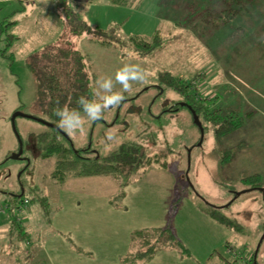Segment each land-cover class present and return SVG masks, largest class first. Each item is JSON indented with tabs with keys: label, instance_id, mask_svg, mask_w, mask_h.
I'll list each match as a JSON object with an SVG mask.
<instances>
[{
	"label": "rangeland",
	"instance_id": "obj_1",
	"mask_svg": "<svg viewBox=\"0 0 264 264\" xmlns=\"http://www.w3.org/2000/svg\"><path fill=\"white\" fill-rule=\"evenodd\" d=\"M57 5L50 0H0V21L14 20L11 31L17 37L8 49L5 40L0 41V206L9 204V210L17 212L15 206L31 197L17 213L24 238L8 232L7 215H0V264H126L123 258L134 230L166 226L181 248L159 250L151 260L136 264H245L261 238L257 260L264 264V192L250 190L252 182L242 181L258 172L257 182L264 184V100L235 93L226 83L232 80L224 76L225 66L238 61L261 62L264 70V40L256 35V57L242 44L250 34L244 32L246 24L264 12V0L238 1L242 8L237 18L227 22L220 21L217 11L223 4L216 0L63 5L105 30L102 36L82 34L76 43L92 77L94 99L96 81L114 78L123 65H139L145 73V80L132 82L124 100L105 110L101 121L92 123L85 117L83 129L69 133L75 146L90 145L105 156L121 142H133L147 155L165 153L161 162L166 163L136 170L121 188L105 176L68 178L58 184L50 177L52 159L33 155L30 173L21 175V190L18 179L27 162L11 157L18 143L10 116L14 111L40 115L26 60L60 34ZM144 42L156 46L145 52ZM166 71L189 81L196 99L218 96L216 105L223 112L247 114L252 108L246 102L252 100L256 109L245 125L225 138L216 139L203 128L198 145L200 130L187 107L163 112L183 102L181 95L160 83ZM114 91H122L118 83ZM15 124L25 139L42 127L19 116ZM239 144L235 157L221 162V151ZM122 190L125 197L118 202L125 208H117L110 202ZM22 191L24 196H12ZM39 197L45 198L46 206ZM209 205L218 207L217 213L231 219L234 228L205 213L203 209L212 210Z\"/></svg>",
	"mask_w": 264,
	"mask_h": 264
},
{
	"label": "trees",
	"instance_id": "obj_2",
	"mask_svg": "<svg viewBox=\"0 0 264 264\" xmlns=\"http://www.w3.org/2000/svg\"><path fill=\"white\" fill-rule=\"evenodd\" d=\"M50 1L58 3V15L61 18L60 34L51 43L43 46V48L34 50L26 60V67L34 78L36 89L35 109L40 112V115L34 116L53 123L56 127H50L39 122L42 125L41 129L35 133H29L27 139H25L20 135L16 126L22 140V154H30H27V163L20 173V178L18 179L19 186L24 188L21 175L25 171L30 173L31 159L35 155L39 159H52L53 164L50 177L58 184L64 183L68 178L106 176L117 181L119 186L123 188V186L125 187L128 184L131 175L136 170L152 164L160 163V166H164L166 162H161V156L165 155V153L147 155L144 153L142 145L133 142H121L112 153L102 156L90 145L84 147L75 146L69 133L59 128L58 119L54 115L55 108L69 107L79 110L81 115H84L78 104V99L81 96L94 99L92 77L88 72L84 57L76 47L77 39L82 37V34L102 36L105 30L89 24L84 19V16L80 17L77 14L76 9L64 7L67 6V2L80 5L82 3H91L94 0ZM137 1L110 0L112 4L117 5H127L128 3ZM238 1L244 0H216L217 5L223 4L222 9L217 11L221 22H227L229 19L238 16V10L242 8V5L237 7ZM14 24L15 21L10 19L0 21V41L5 40L7 49L17 38L11 31ZM154 37L155 35L152 38ZM136 39V37L130 38L132 44L136 43V48L140 50L141 48L138 46L140 42L136 41ZM104 43H107V41H104ZM147 44L149 43L144 42L143 44L147 48L144 49L145 52L151 51L156 46L155 44L153 45V42H150V45ZM140 52H143V49ZM159 80L164 87L181 95L182 101L186 103L174 102L169 106V109L168 107L163 109V112L166 110L174 111L175 108L181 106L187 108L190 106V109H188L196 113L204 128V132L206 130L211 131L216 139H222V137L225 138L233 134L245 125L247 117L251 115L252 111L254 112V110H251L244 115H239L236 112H223L222 107L216 105L218 96L214 100L203 97L196 99V91L191 87L189 81L182 80L167 71L161 75V79ZM157 86L160 88V85ZM155 117L158 118L160 115ZM102 118L97 121H101ZM114 120V122H117L118 116H115ZM97 121L92 123H96ZM61 131L66 135H63ZM91 131L93 132L92 127ZM240 146L241 144L232 149H223L221 151V162L228 163V161L233 159L237 152L236 150ZM259 177L260 173L256 172L244 177L242 181L252 182L250 190L261 189L264 192V184L257 182ZM12 196L21 197L24 196V192L12 194ZM124 197L125 192L122 190L119 195L113 197L110 203L117 208H125V205L118 202L123 200ZM39 198L41 204L46 206L45 198ZM24 199L20 204L15 206L17 212L9 210L10 205L7 204L4 213H2L6 214L9 219L8 232L11 234L16 232L17 237L20 239L24 238L22 236H26V231L24 230V225L19 222L17 213L21 207L23 208L24 205L29 204L31 197H26V204H24ZM211 207L212 210H203L219 224L234 228L231 219L217 213L216 209L218 207ZM177 246L181 248L182 245L177 241L175 234L169 226L137 229L131 234V248L123 258V262L126 264L146 262L151 260L157 251L176 249ZM181 250L183 252V249ZM258 252L259 249L257 251L253 249V251L248 252L249 255H246L245 264H258Z\"/></svg>",
	"mask_w": 264,
	"mask_h": 264
},
{
	"label": "clouds",
	"instance_id": "obj_3",
	"mask_svg": "<svg viewBox=\"0 0 264 264\" xmlns=\"http://www.w3.org/2000/svg\"><path fill=\"white\" fill-rule=\"evenodd\" d=\"M144 70L139 65L125 64L113 77H106L96 81V99H88L81 96L78 104L83 112L69 107H57L54 115L58 119L59 128L68 133H75L84 127L85 117L89 122H95L102 118L105 110L119 106L124 100L123 93L131 90L132 82H143ZM119 84L122 91H114L115 84Z\"/></svg>",
	"mask_w": 264,
	"mask_h": 264
},
{
	"label": "crops",
	"instance_id": "obj_4",
	"mask_svg": "<svg viewBox=\"0 0 264 264\" xmlns=\"http://www.w3.org/2000/svg\"><path fill=\"white\" fill-rule=\"evenodd\" d=\"M236 18H233L232 20ZM251 19L252 21L246 24L247 29L244 31L249 32L250 34L246 36L242 44H244L245 47L247 46V48L250 49V52H252L255 56L254 52L256 51V35L264 40V12L262 14H259V16H256V18L252 17ZM238 25L240 26V24ZM258 63L259 64L238 61L233 62L230 66L226 65L225 68H227V70L224 71L225 79L226 76H229L232 80V82L230 81V83L226 81L227 85H229L235 93H244L245 95L250 94L257 99L264 100V70L262 68V63ZM250 102L251 103H248V101L246 102V105L249 108H252L249 109V111H255V103L253 102V100ZM262 115L264 120V110H262ZM71 179L74 180L76 178ZM7 220L9 224L8 216Z\"/></svg>",
	"mask_w": 264,
	"mask_h": 264
},
{
	"label": "water",
	"instance_id": "obj_5",
	"mask_svg": "<svg viewBox=\"0 0 264 264\" xmlns=\"http://www.w3.org/2000/svg\"><path fill=\"white\" fill-rule=\"evenodd\" d=\"M182 104H186V103H185V102H182ZM188 108L190 109V106H188ZM191 113H192V117H193L194 123L198 126V128H199V130H200V135H201V137H200V141L198 142V145H199V144L201 143L202 139H203V134H204V133H203V127H202V124H201V122H200L198 116L196 115V113H195L193 110H191ZM18 116H19V117H25V118L34 119V120H36V121H38V122H40V123H43V124H45V125H47V126H50V127H56L55 124L50 123V122H48V121H45V120H43V119H41V118L35 117V116H33V115H30V114H26V113H23V112H20V111H14V112L11 114V116H10V123H11L12 131H13V133H14V135H15V137H16L17 143H18V150H17L16 153H13V154L11 155V157H12L13 159H20V158H22L21 155H22V152H23L22 140H21V137H20V135H19V133H18V131H17V129H16V125H15V119H16V117H18ZM61 132H62V131H61ZM62 133H63V135H66L64 132H62ZM261 239H262V238H261ZM261 239L259 240V243H258L257 248H256L255 251L258 250V247H259V245H260V241H261Z\"/></svg>",
	"mask_w": 264,
	"mask_h": 264
},
{
	"label": "built area",
	"instance_id": "obj_6",
	"mask_svg": "<svg viewBox=\"0 0 264 264\" xmlns=\"http://www.w3.org/2000/svg\"><path fill=\"white\" fill-rule=\"evenodd\" d=\"M26 198L24 199V204H26ZM24 208V207H23ZM5 207H0V214L4 213Z\"/></svg>",
	"mask_w": 264,
	"mask_h": 264
},
{
	"label": "flooded vegetation",
	"instance_id": "obj_7",
	"mask_svg": "<svg viewBox=\"0 0 264 264\" xmlns=\"http://www.w3.org/2000/svg\"><path fill=\"white\" fill-rule=\"evenodd\" d=\"M21 157H22V158H20V159H23V160H25V161H26V156L24 157V155L22 154V155H21ZM19 187L22 189V187H21V186H19Z\"/></svg>",
	"mask_w": 264,
	"mask_h": 264
}]
</instances>
